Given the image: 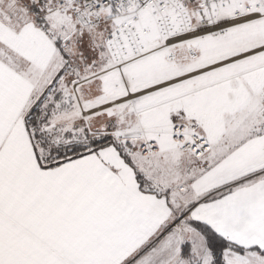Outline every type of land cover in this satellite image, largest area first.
I'll list each match as a JSON object with an SVG mask.
<instances>
[{
    "label": "snow or ice",
    "instance_id": "obj_1",
    "mask_svg": "<svg viewBox=\"0 0 264 264\" xmlns=\"http://www.w3.org/2000/svg\"><path fill=\"white\" fill-rule=\"evenodd\" d=\"M0 264H264V0H0Z\"/></svg>",
    "mask_w": 264,
    "mask_h": 264
}]
</instances>
